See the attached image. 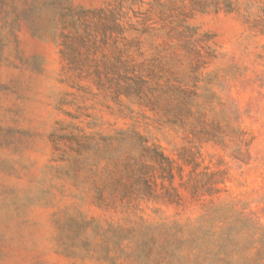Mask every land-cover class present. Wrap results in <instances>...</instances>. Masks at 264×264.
<instances>
[{"label": "rangeland", "instance_id": "obj_1", "mask_svg": "<svg viewBox=\"0 0 264 264\" xmlns=\"http://www.w3.org/2000/svg\"><path fill=\"white\" fill-rule=\"evenodd\" d=\"M231 1L0 0V264H264V0ZM115 5L165 34L149 65L187 69L179 20L208 52L189 119L69 70Z\"/></svg>", "mask_w": 264, "mask_h": 264}, {"label": "trees", "instance_id": "obj_2", "mask_svg": "<svg viewBox=\"0 0 264 264\" xmlns=\"http://www.w3.org/2000/svg\"><path fill=\"white\" fill-rule=\"evenodd\" d=\"M225 2L226 12L237 10L231 0ZM116 5L109 15H96L101 21V29L96 34L95 28H87L84 24L85 19L82 16L85 15L71 22L73 32L63 35L61 42V53L70 67L69 70L81 78L94 77L98 89L111 93L115 100L133 99L151 109L159 108L164 102V110L168 111L172 124H175L176 120L189 119L193 114L192 108L200 107L199 104L196 105V101L202 96L196 93L199 88L195 82H201L199 69L206 64L208 52L192 43L193 33L179 20L170 36L175 35L178 41L181 36L185 38L180 47L184 55L174 56L172 53L170 60L175 67L182 69L186 66L187 69L180 73V69L169 72L159 67L163 65V61L158 67L149 65L147 58L157 57L158 50L155 48L154 54L147 56L141 46L153 37L165 34L159 35L158 28L145 25L150 18L145 19L143 15H122ZM200 5V2H196L193 7ZM164 6L165 4H162L163 8ZM134 17L137 18L135 22L132 21ZM156 18L164 20L162 15H156ZM98 54L100 55L97 57ZM159 59L161 60L160 57ZM161 69L166 76L162 81L164 83L160 85L162 78L158 77V74ZM178 74L180 76L174 80ZM191 82L192 89L188 88ZM160 156L165 158L161 153Z\"/></svg>", "mask_w": 264, "mask_h": 264}]
</instances>
